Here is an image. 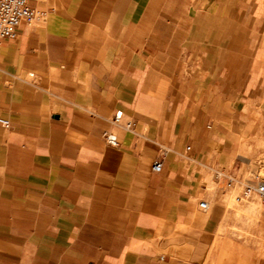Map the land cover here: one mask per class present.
<instances>
[{"label":"crops","instance_id":"0c3cea01","mask_svg":"<svg viewBox=\"0 0 264 264\" xmlns=\"http://www.w3.org/2000/svg\"><path fill=\"white\" fill-rule=\"evenodd\" d=\"M31 6L0 45V264H256L210 190L264 135V0Z\"/></svg>","mask_w":264,"mask_h":264},{"label":"rangeland","instance_id":"374dc122","mask_svg":"<svg viewBox=\"0 0 264 264\" xmlns=\"http://www.w3.org/2000/svg\"><path fill=\"white\" fill-rule=\"evenodd\" d=\"M237 156L229 162V166L236 167L237 177H242V184L228 186L227 181L220 184H213L210 192L216 193L219 189H226L229 194V226L224 232H230L231 239L248 249H253L248 254V260L256 264H264V205L258 197L248 200H238L243 190V185L248 180L259 178L264 180V135L255 136L253 143L241 142ZM254 205L255 215H248L246 209ZM251 257V258H250Z\"/></svg>","mask_w":264,"mask_h":264},{"label":"built area","instance_id":"2783aa9c","mask_svg":"<svg viewBox=\"0 0 264 264\" xmlns=\"http://www.w3.org/2000/svg\"><path fill=\"white\" fill-rule=\"evenodd\" d=\"M36 0H0V45L5 40L15 39L18 35V29L23 22H31L36 20L42 14L31 6V3ZM113 125L124 131H132L135 124L132 120H125L122 111H117L112 118ZM0 125L5 129L12 128L10 120L1 118ZM104 139L107 144L113 147H118L119 142L115 130H106ZM191 148L187 147L186 151ZM163 168V160L157 159L153 164V170L160 172ZM233 184V180L229 183ZM258 197L261 204L264 205V180L255 178L246 181L243 185V190L240 197L237 199L248 200L252 197ZM200 207L204 210L208 208L207 202L200 203Z\"/></svg>","mask_w":264,"mask_h":264}]
</instances>
